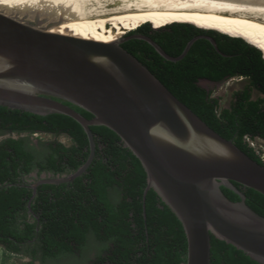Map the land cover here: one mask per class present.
Returning <instances> with one entry per match:
<instances>
[{
    "label": "trees",
    "instance_id": "16d2710c",
    "mask_svg": "<svg viewBox=\"0 0 264 264\" xmlns=\"http://www.w3.org/2000/svg\"><path fill=\"white\" fill-rule=\"evenodd\" d=\"M142 28L171 56H179L198 37L179 61L165 59L143 39L122 46L210 127L264 165L245 139L264 138V98L251 99L253 88L264 94V50L220 28L195 22L153 28L147 23L137 30ZM236 76L247 78L249 84L235 93L229 108H220L219 98L199 83ZM68 104L85 117H93ZM91 128L96 153L86 172L72 182L41 184L32 198L30 173L74 172L89 157V138L68 115H40L0 105V132L64 134L71 140L70 144L58 139L40 141L39 148L30 136L0 142V245L10 253L30 257L29 264H49L78 253L83 256L80 261L86 258L89 264H186L184 227L153 188L144 201L147 173L139 158L110 128ZM235 185L245 194L246 203L264 216V194ZM222 190L232 201H240L233 190L225 186ZM90 239L96 242L95 254L87 258ZM211 244V264H261L213 234Z\"/></svg>",
    "mask_w": 264,
    "mask_h": 264
},
{
    "label": "water",
    "instance_id": "95a60500",
    "mask_svg": "<svg viewBox=\"0 0 264 264\" xmlns=\"http://www.w3.org/2000/svg\"><path fill=\"white\" fill-rule=\"evenodd\" d=\"M127 34L99 42L53 33L40 22L0 11V105L68 115L89 138L86 162L69 174L43 173L31 184L32 198L41 184L72 182L86 172L96 153L91 127L103 125L141 161L147 173L144 201L153 188L181 221L188 240L186 264H211L212 234L264 264V216L235 185L264 194V165L210 127L125 49ZM131 37L147 41L170 61L184 58L198 38L171 56L147 35ZM222 186L240 201L229 199ZM28 206L32 213L31 201Z\"/></svg>",
    "mask_w": 264,
    "mask_h": 264
},
{
    "label": "bare ground",
    "instance_id": "6f19581e",
    "mask_svg": "<svg viewBox=\"0 0 264 264\" xmlns=\"http://www.w3.org/2000/svg\"><path fill=\"white\" fill-rule=\"evenodd\" d=\"M0 11L48 31L114 42L149 22L216 27L264 50V0H0Z\"/></svg>",
    "mask_w": 264,
    "mask_h": 264
},
{
    "label": "rangeland",
    "instance_id": "374dc122",
    "mask_svg": "<svg viewBox=\"0 0 264 264\" xmlns=\"http://www.w3.org/2000/svg\"><path fill=\"white\" fill-rule=\"evenodd\" d=\"M30 22H37L35 20H32ZM183 22V21H178ZM185 22V21H184ZM188 22V21H186ZM41 25H44L43 22ZM151 27H156L157 25L155 23L149 22ZM162 27V26H157ZM206 28H215L216 27H206ZM155 29V28H154ZM219 29V28H217ZM136 30V29H135ZM221 30V29H220ZM223 31V30H222ZM225 32V31H224ZM129 33V32H128ZM201 86L206 88L208 91L212 93L214 97L219 98L220 102V108H229L233 101L234 92L237 90L242 89L243 87L247 86L249 84V80L245 77H232L226 81L220 82V83H211L207 82L206 80H202L199 82ZM252 97L257 98H264V94L260 93L257 89L253 88L251 89ZM15 137H18V135H14ZM34 138L38 139V141H48V140H54L58 139L59 141L70 144L71 140L68 136L62 134L59 136H55L50 133H37L32 135ZM251 146L257 151V153L262 157L264 156V140L263 139H251L250 140ZM29 181L33 182L35 180H32V177H29ZM90 251H87L85 254L87 258H90L94 256L95 251L93 248H90ZM31 258L24 256L22 254H15L10 253L6 251L1 245H0V264H29ZM89 264L88 259H83V261H79L76 256L74 257H65L56 261H52L49 264ZM37 264H40V261H37Z\"/></svg>",
    "mask_w": 264,
    "mask_h": 264
},
{
    "label": "flooded vegetation",
    "instance_id": "af4514ba",
    "mask_svg": "<svg viewBox=\"0 0 264 264\" xmlns=\"http://www.w3.org/2000/svg\"><path fill=\"white\" fill-rule=\"evenodd\" d=\"M147 35V36H149V37H151L152 38V36H151V34H148V33H146V29L145 28H142V29H139V30H134V31H132V32H129L127 35H126V37H130L129 39H127V40H125L122 44H124V43H128V42H130L131 40H135V39H140V38H136V37H131V36H133V35ZM153 40H155L154 38H152ZM156 41V40H155ZM157 42V41H156ZM202 80H206L207 82H211V83H220V82H214V81H210V80H207V79H201L200 81H202ZM247 86H245V87H243L242 89H240V90H237V91H235L234 92V95H235V93L236 92H238V91H242V90H244L245 88H246ZM213 96V95H212ZM214 97V96H213ZM251 99L252 100H257V99H259V98H257V99H255V98H253L252 97V93H251ZM233 101H234V96H233ZM232 101V102H233ZM18 135V137H25V136H30V139L32 140V142L39 148L40 147V141H38V139H36V138H34L32 135L33 134H37V133H33V134H29V133H26V132H22V133H17V132H9V131H5V132H0V142H2L3 140H5V139H7V138H10V137H14V138H18V137H15L14 135ZM257 138H259V139H263L264 140V138H261V137H255V138H253V139H257ZM245 139H246V141H247V138L245 137ZM43 174V173H42ZM41 174V175H42ZM47 174H51V173H47ZM41 175H38V173H37V171H34V172H32V173H30V175H29V177H32V180H36V179H38ZM29 177H28V180H29ZM95 244H96V242L94 241V240H92V239H90L89 240V242H88V246H89V248H88V250L87 251H90L91 249V247L92 248H94V246H95ZM75 257V256H74ZM76 258L80 261V260H82V258H83V256H81V254L80 253H78L77 255H76ZM36 264H37V261H36Z\"/></svg>",
    "mask_w": 264,
    "mask_h": 264
},
{
    "label": "built area",
    "instance_id": "2783aa9c",
    "mask_svg": "<svg viewBox=\"0 0 264 264\" xmlns=\"http://www.w3.org/2000/svg\"><path fill=\"white\" fill-rule=\"evenodd\" d=\"M246 138H247L248 143L250 144V140L253 139V138H250V137H248V136H247ZM250 145H251V144H250ZM261 158H262V160L264 161V156H262Z\"/></svg>",
    "mask_w": 264,
    "mask_h": 264
}]
</instances>
